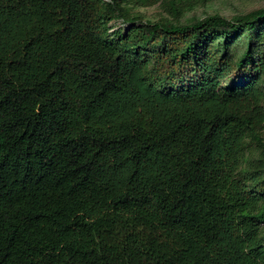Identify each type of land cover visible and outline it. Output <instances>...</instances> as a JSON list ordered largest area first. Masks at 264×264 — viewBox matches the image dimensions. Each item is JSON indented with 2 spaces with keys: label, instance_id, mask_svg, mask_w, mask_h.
Instances as JSON below:
<instances>
[{
  "label": "trees",
  "instance_id": "obj_1",
  "mask_svg": "<svg viewBox=\"0 0 264 264\" xmlns=\"http://www.w3.org/2000/svg\"><path fill=\"white\" fill-rule=\"evenodd\" d=\"M182 15L0 0V264H264V9Z\"/></svg>",
  "mask_w": 264,
  "mask_h": 264
},
{
  "label": "rangeland",
  "instance_id": "obj_2",
  "mask_svg": "<svg viewBox=\"0 0 264 264\" xmlns=\"http://www.w3.org/2000/svg\"><path fill=\"white\" fill-rule=\"evenodd\" d=\"M176 4L181 8L183 15L180 18L181 23H190L194 19H201L210 15H219L225 18L242 15L257 9H264V0H176ZM133 14H139L142 21H156L168 17L171 18L164 3L151 7L138 8ZM110 33L119 31L124 33L127 24L120 19H115L110 24ZM260 84L264 90V76L260 78ZM264 142V130L259 134ZM244 155L248 156L249 161L260 157L255 145L247 142Z\"/></svg>",
  "mask_w": 264,
  "mask_h": 264
}]
</instances>
